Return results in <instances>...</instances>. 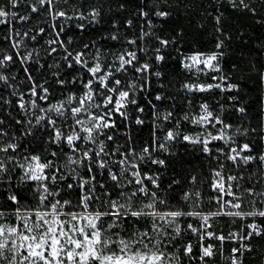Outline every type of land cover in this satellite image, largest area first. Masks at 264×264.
Listing matches in <instances>:
<instances>
[{
    "label": "snow or ice",
    "instance_id": "obj_1",
    "mask_svg": "<svg viewBox=\"0 0 264 264\" xmlns=\"http://www.w3.org/2000/svg\"><path fill=\"white\" fill-rule=\"evenodd\" d=\"M173 5L191 15V0H0V264L264 255V64L226 69L222 27L229 9L264 25V0L202 4L210 51L165 35ZM181 148L199 164L177 170Z\"/></svg>",
    "mask_w": 264,
    "mask_h": 264
},
{
    "label": "trees",
    "instance_id": "obj_2",
    "mask_svg": "<svg viewBox=\"0 0 264 264\" xmlns=\"http://www.w3.org/2000/svg\"><path fill=\"white\" fill-rule=\"evenodd\" d=\"M191 2L193 5L191 15H186L187 9L176 8L173 5V11L177 14L170 18L165 25V35L173 36L176 32L182 30L183 37L179 45L181 48L186 51H210L214 48L217 34L215 33L211 18H205L201 15V5L207 3V0H191ZM200 24H203L204 27H200ZM222 27L228 36L231 37V39L226 40V48L224 50L223 65L226 69L230 68L234 63H240L246 68L249 62L256 61L257 59L261 61V64H264V53L260 51L261 47H264V25L257 24L255 18L250 15L232 12L229 9L224 13ZM79 35V33H75V38H78ZM92 35H95V32L90 30L89 36ZM175 64L176 61L169 58L168 68L170 70L175 71ZM233 75L234 78L247 83L248 88L253 86L256 77L255 72H235ZM248 88L244 89L245 100L247 103L253 105L255 109L258 107L257 101L260 94L258 92H249ZM251 115H255V111ZM142 135L147 136V132H143ZM178 156L182 159L175 164L177 170L180 169L182 163L185 168H188L191 164H199V161L195 157L184 153L183 148L178 152ZM171 171L172 169H169V172ZM173 195L178 196L179 193H174ZM253 243L258 248L264 250V240L257 239ZM245 264H264V255H261L259 252L255 255H246Z\"/></svg>",
    "mask_w": 264,
    "mask_h": 264
}]
</instances>
